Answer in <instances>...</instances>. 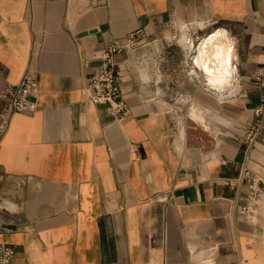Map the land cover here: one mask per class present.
<instances>
[{
    "label": "crops",
    "instance_id": "obj_1",
    "mask_svg": "<svg viewBox=\"0 0 264 264\" xmlns=\"http://www.w3.org/2000/svg\"><path fill=\"white\" fill-rule=\"evenodd\" d=\"M137 32L121 118L86 88L94 54ZM220 32L229 55L201 58ZM216 64L229 82L210 84ZM30 66L36 108L2 133ZM263 105L264 0H0V243L14 264H264V198L238 181ZM249 166L264 182V146Z\"/></svg>",
    "mask_w": 264,
    "mask_h": 264
},
{
    "label": "built area",
    "instance_id": "obj_2",
    "mask_svg": "<svg viewBox=\"0 0 264 264\" xmlns=\"http://www.w3.org/2000/svg\"><path fill=\"white\" fill-rule=\"evenodd\" d=\"M139 33H131L123 41L115 40L104 49L94 54L95 59L102 61L100 68L89 78L86 92L94 105L108 103L111 115L126 117L130 113L121 87L116 55L134 49L140 41ZM35 44V43H34ZM39 95V80L31 66L25 72L21 82L9 86L4 98L9 108L2 124V133L8 128L11 117L18 112H33ZM256 122L242 128L240 145L244 151L245 161L240 168L238 181L248 189V199L257 203L264 197V182L250 168L253 151L260 145L264 146V105L254 111ZM249 204L241 213L247 215ZM16 249L7 243H0V264H14Z\"/></svg>",
    "mask_w": 264,
    "mask_h": 264
},
{
    "label": "bare ground",
    "instance_id": "obj_3",
    "mask_svg": "<svg viewBox=\"0 0 264 264\" xmlns=\"http://www.w3.org/2000/svg\"><path fill=\"white\" fill-rule=\"evenodd\" d=\"M223 34V32H220L219 34H216L215 36L209 38L206 42V44L204 45V49L201 50L200 52V55H201V58H206V57H209V58H212L211 57V53L212 51H214V49H216V54H215V58L213 57V59H215L216 61H221V59L226 56V55H229V49L226 48V47H214V43L216 40L219 39V37H221ZM217 65V64H216ZM218 68H209V67H205V70L206 72L208 73L209 75V82L210 84H214L217 85L218 83L221 84V83H227L229 82V80L227 79V74H224L223 71H221V68H219V66L222 67L223 69V64H219L217 65ZM222 85V84H221Z\"/></svg>",
    "mask_w": 264,
    "mask_h": 264
},
{
    "label": "rangeland",
    "instance_id": "obj_4",
    "mask_svg": "<svg viewBox=\"0 0 264 264\" xmlns=\"http://www.w3.org/2000/svg\"><path fill=\"white\" fill-rule=\"evenodd\" d=\"M162 32L164 33L163 34L164 38L169 39L170 41H174V43L176 45L175 47L177 49L176 54L181 56L183 53H182L181 48H179L180 47L179 38L181 35L180 25L171 24L169 26L164 27Z\"/></svg>",
    "mask_w": 264,
    "mask_h": 264
}]
</instances>
